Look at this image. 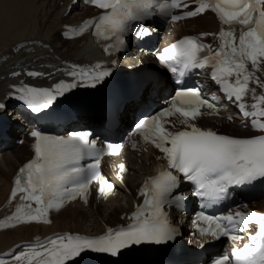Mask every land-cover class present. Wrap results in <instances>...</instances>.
Returning a JSON list of instances; mask_svg holds the SVG:
<instances>
[{"label":"snow or ice","instance_id":"1","mask_svg":"<svg viewBox=\"0 0 264 264\" xmlns=\"http://www.w3.org/2000/svg\"><path fill=\"white\" fill-rule=\"evenodd\" d=\"M88 2L103 11L96 18L74 28L73 32L83 34L93 29L98 39L108 42L104 51L109 55L126 47V38L130 33L148 35L147 22L157 16L179 21L212 11L221 24L228 27L227 30L221 28L217 49L202 43L198 37L187 36L165 48L158 57L159 63L177 76V83L182 86L175 91L169 107L140 119L136 124V132L163 154L159 159L166 161L167 167L144 182L139 191L144 197L143 204L138 205L128 217L132 222L127 227L109 228L98 236L63 234L48 238L18 254L9 253L11 264H33L34 261L36 264H79L77 258L83 259L90 253L118 257L134 246L161 245L176 240L180 229L173 224L165 208L175 206L180 209L187 199L179 191L181 175L194 186L193 194L204 201L201 209L226 199L233 186L264 182V120L261 119L264 118V94L257 96L255 89H249L253 80L264 87V81L256 75L264 71V0H196L198 6L195 10L183 15L173 13L176 9L188 7L184 0ZM205 68L211 69L214 82L228 99L234 98L243 117L251 118V126L259 134L246 138L233 137L202 129L194 123L204 115L202 108L206 107L209 114H218L216 104L203 98L199 88L183 85V78L193 69ZM69 74L76 78L71 83L61 81L52 88L27 85L16 88V98L39 113L84 81L88 82L84 86L96 87L111 75V69L97 64L92 69H80ZM28 75L42 74L28 72ZM249 91L255 100L251 111L244 102ZM5 106L0 102V109ZM177 114L183 118L181 123L185 127L170 131L165 126V118ZM242 126L247 125L242 123ZM30 135L35 140L34 158L19 169L10 195V202L19 196L20 203L11 216L0 222V228L20 223H50V209L58 210L77 195L83 196L86 201L93 181L99 182L101 195L113 191L114 185L100 172V162L105 155L119 154L121 145L108 143L98 148L95 141L89 140L87 132H73L65 138L34 129ZM89 158L92 163H82ZM120 170L127 171L123 164ZM195 223L201 236L217 240L228 237L236 242L245 238L237 233H249L248 242L243 247L234 244L231 252L233 259L228 253H222L213 258L211 264H264V213L236 211L216 216L201 210L196 213ZM250 224L256 226L255 234L249 232ZM0 264L8 262L0 258ZM113 264L118 262L113 261Z\"/></svg>","mask_w":264,"mask_h":264},{"label":"bare ground","instance_id":"2","mask_svg":"<svg viewBox=\"0 0 264 264\" xmlns=\"http://www.w3.org/2000/svg\"><path fill=\"white\" fill-rule=\"evenodd\" d=\"M68 6L69 0H0V57L9 52L11 47L16 43L26 40H38L42 42V46L33 45L37 53H23L12 62L15 64L17 61L24 59L25 62L32 60V63L40 65L44 62L58 63L60 59L73 61L86 60V56L90 54L89 51L85 50L88 40L86 38L76 39L74 41L63 40L60 36V30L65 23L81 21L89 17V15H92L91 9L85 13L76 12L72 18H67L65 12ZM215 27L216 23L213 16L202 15L197 19L187 21L185 26L179 27L177 31L179 35H182L185 33L212 30ZM38 59L39 61H37ZM147 63L151 67H155L151 62ZM9 68L10 64L0 66V78L9 74ZM116 74L119 73H112L111 75L115 76ZM5 84V82L0 81V98L3 95ZM168 85V82H166L164 86ZM161 90H164V88ZM136 109L137 106L133 108L131 106L126 107L121 119L123 125L127 124L132 114L131 112ZM11 117L16 120L18 115L13 112ZM235 123L233 124V122L223 120L221 125L218 122H212L207 125L221 126L226 130H233L234 132L242 131L241 129L233 128ZM224 132L228 133L227 131ZM28 154V148L23 145L14 148L12 151L6 150L2 154L0 158V181H3V187H0V204L6 198L8 182L14 170L20 163L28 159ZM145 156L147 157L145 159L147 163L149 154ZM146 163L143 169L144 171L150 168ZM141 174L136 175V177L140 178ZM128 176H126L127 178L124 181V184L126 183L125 187L117 183V196L110 197L107 201H100V203L89 209L91 217L87 215L85 210L78 208L80 205L69 206L70 208L64 207L62 210L56 212L52 226H21L15 230L0 232V251H4L15 245L16 242L29 239L38 233L46 235L49 232L63 229L78 232L82 230L93 233L104 231L105 223L111 225L117 221H121V215L132 208L135 200L134 194L132 193L135 182L130 181V177ZM122 191L124 192L123 195ZM95 202L97 203V200ZM259 206L260 209L264 210V202H260ZM90 218L91 223L81 225V220L89 221ZM70 223H74L75 226L69 227ZM131 251L132 249L124 250V253L127 254ZM93 255L95 253H90L83 257V259L77 258L79 264H93L91 262V256Z\"/></svg>","mask_w":264,"mask_h":264},{"label":"water","instance_id":"3","mask_svg":"<svg viewBox=\"0 0 264 264\" xmlns=\"http://www.w3.org/2000/svg\"><path fill=\"white\" fill-rule=\"evenodd\" d=\"M90 43H87V45L85 47H89L90 49H88L87 51H89V55H87L86 57L89 58L91 56H98V57H103L102 54V51H97V49L93 48V45L90 44ZM107 59V63L109 64L110 67H112L113 69V72L114 73H119L120 71L122 70H125V69H129V68H135L138 66V63L131 60V59H128V58H124V57H120L119 55H110L108 57H106ZM115 60L116 63L113 64L112 61ZM161 72L165 73L163 70H161ZM78 232V231H76ZM79 232H83L85 234H91V235H95V234H101L103 233V231H97L95 233L93 232H88V231H79Z\"/></svg>","mask_w":264,"mask_h":264},{"label":"rangeland","instance_id":"4","mask_svg":"<svg viewBox=\"0 0 264 264\" xmlns=\"http://www.w3.org/2000/svg\"><path fill=\"white\" fill-rule=\"evenodd\" d=\"M234 126V125H233ZM233 128H237V129H240L238 126H234ZM223 130L224 131H227V132H230V133H233L234 131L233 130H226V129H224L223 128ZM134 179V175L133 174H131V176H130V180H133ZM0 187H3V185H2V181H0ZM96 205V204H95ZM70 208V207H69ZM73 208H75V207H73ZM87 212V215L89 216V217H91V212L88 210V211H86ZM80 222H82V224L81 225H84V224H89V223H91V218L89 219V221H87V220H81ZM73 227V226H75V224L74 223H70L69 224V227ZM98 254H96L95 253V255H93V256H91V260L93 261V260H95L96 259V256H97Z\"/></svg>","mask_w":264,"mask_h":264}]
</instances>
